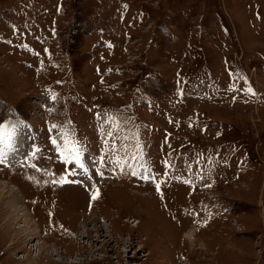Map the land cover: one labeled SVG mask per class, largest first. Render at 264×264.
Listing matches in <instances>:
<instances>
[{
  "label": "rangeland",
  "instance_id": "rangeland-1",
  "mask_svg": "<svg viewBox=\"0 0 264 264\" xmlns=\"http://www.w3.org/2000/svg\"><path fill=\"white\" fill-rule=\"evenodd\" d=\"M22 120L0 181L38 233L0 219V264H264V0H0Z\"/></svg>",
  "mask_w": 264,
  "mask_h": 264
},
{
  "label": "bare ground",
  "instance_id": "bare-ground-1",
  "mask_svg": "<svg viewBox=\"0 0 264 264\" xmlns=\"http://www.w3.org/2000/svg\"><path fill=\"white\" fill-rule=\"evenodd\" d=\"M16 128V127H15ZM22 129V128H21ZM24 131V130H23ZM18 135V134H17ZM24 135V134H23ZM30 136V135H29ZM23 139H25V138H23ZM24 142V141H23ZM22 142V143H23ZM17 144V143H16ZM15 143H14V145H16ZM11 145H13L12 144V142H11ZM22 145V144H21ZM20 144H18V146L20 147L21 146ZM18 147V154H12L11 153V156H9V157H19V158H21L25 153L24 152H22V150L24 149V148H22V150H20L21 149V147L19 148ZM27 147V146H26ZM27 149V148H26ZM20 150V151H19ZM9 151L11 152L12 150H11V148L9 149ZM17 152V151H16ZM5 153V152H4ZM6 154V153H5ZM19 158H17L16 159V161H18L19 160ZM23 158V157H22ZM21 158V159H22ZM4 162H6V160H5V158H4ZM0 183H2V184H0V188L2 187V190L0 191V208L2 207L3 209H1V212H0V219L3 221V222H6V221H10L11 219H12V221H13V219H14V221L16 220V219H18V212L19 211H25V216H26V218H25V225H22L21 227L23 228L22 229V231H24V232H26V236H29V239H32V236L31 235H33L34 233H36L35 232V227H36V225H35V223H34V225H35V227L34 228H32L34 225H32V222L31 221H33L32 220V218H30V217H28L29 216V214L27 213V209H26V207L24 206V205H22V208H21V205L20 206H18L19 204H20V198H23V193L21 192V190H20V187H18V186H15V184L12 182V181H7V180H5V181H3V182H1L0 181ZM6 194V196H5V194ZM23 201H24V199H23ZM25 203V202H24ZM20 207V209H18ZM11 209V210H10ZM21 215H23V213L21 214ZM24 216V215H23ZM2 217V218H1ZM11 222V221H10ZM194 231V230H193ZM38 233V232H37ZM36 233V234H37ZM187 237L189 238V239H193L192 238V236L193 235H191V231H189L187 234ZM28 239V238H27ZM28 241H30V240H28ZM193 242H195V240H193V241H190L189 243L190 244H192ZM40 244H41V242L40 243H38V245L36 246V250H37V254L35 255V256H37V257H40V255L44 252L43 250H44V247L43 246H40ZM38 248V249H37Z\"/></svg>",
  "mask_w": 264,
  "mask_h": 264
},
{
  "label": "snow or ice",
  "instance_id": "snow-or-ice-1",
  "mask_svg": "<svg viewBox=\"0 0 264 264\" xmlns=\"http://www.w3.org/2000/svg\"><path fill=\"white\" fill-rule=\"evenodd\" d=\"M249 91H251V90H249ZM55 127H56V126L53 125V128H55ZM108 135L111 136L112 133L110 132ZM0 142H2V140H0ZM51 142H52L54 145H57V141H56V140H52ZM57 147L59 148L60 146L57 145ZM63 150L67 153L68 156H71V157H73V158L76 160L77 165H78L80 168H83V167H84L83 163H81V162L79 161V153H80V149L76 148V146H75L74 143H71L69 140L65 139V141H64V149H63ZM37 151H38V150H37ZM34 156H35V151L33 152V157H34ZM4 158H5V153H3L2 151H0V163H3V162H4ZM115 162H116L117 164H119V160H116ZM165 166H166V167H170L171 165H170V163H169L168 161H165ZM33 167H34V165H33ZM85 171H86V169H85ZM143 178H144V179H148L149 177L145 176V177H143ZM53 182L56 183L57 181H53ZM59 182H61V183H67L68 181L65 180L64 177H61V180H60ZM157 189L159 190V185H157ZM93 198H95V197H93Z\"/></svg>",
  "mask_w": 264,
  "mask_h": 264
}]
</instances>
